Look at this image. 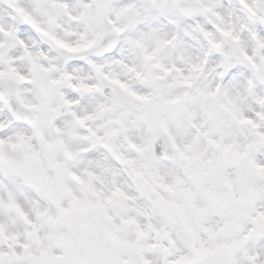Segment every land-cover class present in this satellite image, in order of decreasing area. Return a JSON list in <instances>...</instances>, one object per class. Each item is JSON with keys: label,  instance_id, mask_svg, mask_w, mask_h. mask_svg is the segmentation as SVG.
<instances>
[{"label": "clouds", "instance_id": "9594fccd", "mask_svg": "<svg viewBox=\"0 0 264 264\" xmlns=\"http://www.w3.org/2000/svg\"><path fill=\"white\" fill-rule=\"evenodd\" d=\"M0 264H264V0H0Z\"/></svg>", "mask_w": 264, "mask_h": 264}]
</instances>
